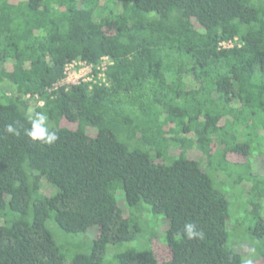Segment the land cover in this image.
<instances>
[{
    "label": "trees",
    "instance_id": "16d2710c",
    "mask_svg": "<svg viewBox=\"0 0 264 264\" xmlns=\"http://www.w3.org/2000/svg\"><path fill=\"white\" fill-rule=\"evenodd\" d=\"M104 56L96 82L62 84L68 63L97 76ZM36 113L53 144L25 134ZM256 156L264 0H0V264H245L223 187L238 184L264 236ZM146 205L168 220L170 257L128 248L107 259L109 245L137 238ZM186 223L204 238L183 236ZM92 226L91 247L69 255L62 245Z\"/></svg>",
    "mask_w": 264,
    "mask_h": 264
},
{
    "label": "rangeland",
    "instance_id": "374dc122",
    "mask_svg": "<svg viewBox=\"0 0 264 264\" xmlns=\"http://www.w3.org/2000/svg\"><path fill=\"white\" fill-rule=\"evenodd\" d=\"M176 151L177 148L172 149V154H174ZM190 152H192L191 155L194 157L198 158L201 156V154H199L196 149H191ZM244 159V157L240 156H230V160L235 163H241L245 161ZM253 169L256 174L264 176V156L255 157ZM219 175L222 176L223 179L227 178V175L221 173H219ZM216 186H218L217 182ZM48 187L49 186L47 185L45 190L47 191L48 189L51 191L52 188ZM223 190L225 194L227 193L226 195L230 203L228 219V226L230 228V243L234 244L236 250L242 253L244 262L251 259L253 264H264V236L256 237L252 234L251 229L255 220L251 215L246 214L245 206H243V199L240 197L241 194L238 184L236 183L235 185L232 184L229 186H224ZM119 195H121L120 192ZM261 206L262 208L260 211L264 214V205L261 204ZM146 208L148 210L146 215L149 217L145 220L144 228L138 234L137 238L132 241L109 245L107 248V259L112 253L128 248H152L159 260H165L170 257V252L166 245L167 243L163 240V231L165 226L162 224L163 219L167 222V224L168 220L165 219L163 215L153 214L148 205H146ZM98 232V227L92 226L85 233L76 236H70L71 239L69 243L62 246L67 251V253H69V255L73 256L78 252L88 250L91 245L89 247L87 246L98 236ZM57 236L58 239H61L64 235L62 232H59ZM57 242L59 241L57 240ZM245 244H247L248 247ZM239 245H244V248L240 250Z\"/></svg>",
    "mask_w": 264,
    "mask_h": 264
},
{
    "label": "clouds",
    "instance_id": "9594fccd",
    "mask_svg": "<svg viewBox=\"0 0 264 264\" xmlns=\"http://www.w3.org/2000/svg\"><path fill=\"white\" fill-rule=\"evenodd\" d=\"M47 120L48 116L45 113H36L34 117H29L31 128L27 130L25 134L33 141H40L41 143L47 145L53 144L59 137L55 131H50L48 129ZM5 130L10 134L19 135V132L13 124L6 125ZM181 234L188 240L204 238V233L202 231H197L194 223H186ZM245 264H252V260H247Z\"/></svg>",
    "mask_w": 264,
    "mask_h": 264
},
{
    "label": "built area",
    "instance_id": "2783aa9c",
    "mask_svg": "<svg viewBox=\"0 0 264 264\" xmlns=\"http://www.w3.org/2000/svg\"><path fill=\"white\" fill-rule=\"evenodd\" d=\"M223 46H232L233 42H225L222 43ZM109 57H103L101 65L97 67V69H101L102 71L96 76L94 74V65L92 63L86 61H72L66 66V77L65 82L62 84H78L81 82H88L93 80L96 82V77H103L105 75L104 70L107 69V65L112 62L109 61ZM30 97V95H28Z\"/></svg>",
    "mask_w": 264,
    "mask_h": 264
}]
</instances>
